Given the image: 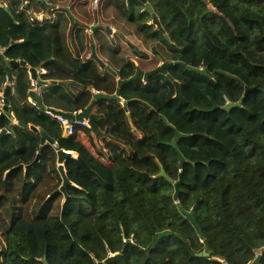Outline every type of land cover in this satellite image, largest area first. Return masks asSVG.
Segmentation results:
<instances>
[{
  "label": "trees",
  "instance_id": "16d2710c",
  "mask_svg": "<svg viewBox=\"0 0 264 264\" xmlns=\"http://www.w3.org/2000/svg\"><path fill=\"white\" fill-rule=\"evenodd\" d=\"M59 1L66 9L71 0ZM75 1L79 17L93 20L89 27L56 5L44 22L28 13L27 0H7L15 19L0 9L6 58L44 67L42 79L51 82L41 85V110L29 101L21 67L13 71L9 111L0 103V264H46L55 221L97 264L118 253L122 261L111 264H250L264 246V0H208L214 11L202 0H146L165 33L138 0H98L95 14L89 0ZM31 6L40 14L50 8ZM127 34L152 51L137 50ZM93 43L104 69L86 54ZM152 55L156 65L147 68ZM161 63L181 64L123 86L121 100L97 101L93 128L77 125L66 137L48 112L84 111L94 92L115 95L119 81ZM7 80L0 64V101ZM243 98L241 107L224 110ZM176 131L192 136L178 141L183 170L172 146ZM61 150L77 154L64 162L71 182L64 192ZM162 169L168 179L159 177ZM180 175L179 204L193 211L204 240L174 200ZM130 241L135 247L125 249Z\"/></svg>",
  "mask_w": 264,
  "mask_h": 264
},
{
  "label": "water",
  "instance_id": "95a60500",
  "mask_svg": "<svg viewBox=\"0 0 264 264\" xmlns=\"http://www.w3.org/2000/svg\"><path fill=\"white\" fill-rule=\"evenodd\" d=\"M144 1V0H143ZM177 1V4L179 5V1ZM145 2V1H144ZM143 2V3H144ZM203 3H205L209 9L212 11H214L215 9L213 8V6L211 5V3L208 1V0H202ZM0 9H4V11L6 13L9 14V16H11L13 19H14V16L12 14V12L7 8L5 7L3 4L0 3ZM145 11L150 13L151 16H152V24L156 25V27L162 31L163 33H165L162 25H161V22L157 16V14L154 12L151 4L149 2H145ZM108 32L111 33L112 30L111 29H108ZM165 38L167 40H169V37L168 35L165 34ZM30 40V39H29ZM28 40V41H29ZM91 57L97 61V63L99 64V66L101 67V69H104L106 66V64L99 58V56L97 55V50H96V46L95 45H92V55ZM175 64H181V63H170V64H167V63H161L160 66H158L156 69H153L151 71H148V72H145L141 69H139L136 73V75L128 80H124V81H119L118 82V90L116 92L115 95H108V94H104V93H97L95 94L94 96V101L92 102V104L87 108L85 109L84 111L80 112L79 114L77 115H70V114H65L63 112H60V111H56L54 109H49L48 112L55 116V117H61L63 119H66L68 121H73V120H77V121H83L84 119H88L89 120V124L91 125V127L93 128L95 126V123L97 122V118L94 117V115L92 114V108L94 106V104L97 102V101H100V100H121L120 98V89L127 85V84H130L132 82H136L138 80H143L144 82H147L148 79L153 76V75H156V74H164V75H168V71L169 69L175 65ZM184 65V64H183ZM26 68L27 65H26V62L25 61H11L10 62V65L6 68V72L8 74V81L9 83H12L13 82V71L14 70H18L20 68ZM110 69V68H109ZM186 69L190 72H195V73H198V74H201V75H204V76H209V74L207 73V71L204 69V68H195V67H192V66H186ZM39 69H36V68H29V73L31 74V77L32 79H36V73ZM175 84V87H176V97L180 100H183V97L181 95V90H180V85H179V82H174ZM251 89L250 88H247L246 89V93H248ZM12 93V87L11 85H8L5 89V92H4V111L5 112H8L9 111V104H8V97L11 95ZM29 97L31 98V100L37 105V107L41 110H45V106L42 102V99L36 94V92L34 91H30L29 92ZM243 101H244V98L241 99V101H239L238 103L236 104H228L227 106L224 107V110L227 111V112H230L232 111L234 108H239L242 106L243 104ZM124 106H127V102H122ZM216 109V107L214 108ZM4 114V113H3ZM3 114L0 115V118L3 116ZM128 121H129V124L131 127H134L133 123H132V120H131V116L130 114H128ZM165 122L168 124L167 120H165ZM171 127V126H170ZM29 129H31L32 131H34L35 133H39V129L36 128L35 126H30L28 127ZM173 128V127H171ZM174 129V128H173ZM134 132L136 134H138V132L136 130H134ZM6 133V131H4L2 134ZM42 137H44L49 143L51 144H54V141L46 134V133H42ZM192 136L191 135H184V134H181L179 132L176 131V141L172 144L173 148L178 152L179 154V168L181 170H183L185 164L187 163L186 159L184 158V156L182 155V153L180 152L179 148H178V141H180L181 139H185V138H191ZM70 157H73L72 153L70 152H67L65 150H61L58 154V161L60 163L59 165V169H60V173H61V177L62 179L64 180V185L63 187L61 188V191H65V188L71 184V182L69 181L68 177H67V173L64 169V162L70 158ZM40 161V156H38L34 162V164L38 163ZM159 177H164V178H167V174L165 172L164 169L161 170L160 174H159ZM169 181L172 183V181L169 179ZM183 183V179H182V175H180V181L177 182L176 184H174L175 186V189H176V193L174 195V200L176 201V203L179 205V210L181 212V214L192 224V226L196 229L198 235L201 237L202 240H204V236L201 232V229L199 227V225L197 224V221H196V218L194 217V213L193 211L191 212H187L185 211L181 205L179 204V186ZM78 243V242H77ZM135 247V244L130 241L126 244L125 246V249L127 247ZM263 256H264V246L260 249L257 250V256L256 258L250 263V264H261L262 262V259H263ZM122 257H123V254L122 253H118V254H115V255H110L105 261L103 262H100L98 264H111L113 262H118V261H122ZM43 261L47 263V258H44Z\"/></svg>",
  "mask_w": 264,
  "mask_h": 264
},
{
  "label": "rangeland",
  "instance_id": "374dc122",
  "mask_svg": "<svg viewBox=\"0 0 264 264\" xmlns=\"http://www.w3.org/2000/svg\"><path fill=\"white\" fill-rule=\"evenodd\" d=\"M138 1L142 2V4H143V0H138ZM4 2H6L8 4L7 0H4ZM1 4H3V3H1ZM3 5L5 6V4H3ZM90 10L94 11L93 8H91ZM72 11L74 12V14L77 15V12H75L73 10V8H72ZM93 13L95 14V12H93ZM102 19H103V17H102ZM86 21H89L88 23H90V24L93 23L92 19L91 20L87 19ZM39 22H41V21H39ZM111 30H112V32L110 33L111 36H115L118 33V30L116 28L111 29ZM126 37L132 43L131 45L136 47V49L142 53H145L148 55L149 54L148 51L149 50L152 51V49H153V48L150 49L149 47L140 44V42L136 41V38H134L133 36L131 37V35H129V34H127ZM127 38L124 39L125 41H123V43L126 44L128 42ZM91 39L93 40V36H91ZM20 42H22V41H20ZM92 45H95V44L93 43ZM86 52H87L86 53L87 55H89V56L92 55V49L90 47H89L88 51H86ZM133 52H134L133 49L130 48L129 53H130L131 59L137 60V58ZM154 57H155L154 55L147 57L148 61L152 63V65H147V68H150L151 66L156 65ZM142 61L148 63L146 59H143V57L138 58L137 62L140 64ZM143 65H144V63H143ZM70 79L72 81H76L75 74H74L73 70H71V78ZM49 250H50L49 254H48V250H47V257H46L48 264H97L92 258H89L88 255L86 253H84L81 248L78 247V245L74 244L73 240L70 238L67 231L62 227V225L58 221H55L52 224V232L49 234Z\"/></svg>",
  "mask_w": 264,
  "mask_h": 264
},
{
  "label": "built area",
  "instance_id": "2783aa9c",
  "mask_svg": "<svg viewBox=\"0 0 264 264\" xmlns=\"http://www.w3.org/2000/svg\"><path fill=\"white\" fill-rule=\"evenodd\" d=\"M85 1V0H83ZM90 1V5L91 8H93V12H98L99 10V1L98 0H89ZM36 19H38L41 22H44L46 20H51V15H46V16H38L36 17ZM0 64L4 65L8 64V59L6 58V49L5 48H1L0 47ZM47 74V70L45 69H40L37 71L36 73V79H32L31 75H30V86H31V91L36 92V94L39 97H42V86H41V82H42V76ZM3 96V94L1 95ZM3 98V97H2ZM29 101L36 106V104L31 100V98H29ZM1 105L4 106V100L2 99L0 101ZM78 113H75L74 115H77ZM57 119L62 123L63 126V130H64V135L66 137L71 136L74 133L75 127L77 125H82V126H86L88 128H90V124L89 121L87 119L83 120V121H77V120H73V121H68L66 119H63L61 117H57Z\"/></svg>",
  "mask_w": 264,
  "mask_h": 264
},
{
  "label": "crops",
  "instance_id": "0c3cea01",
  "mask_svg": "<svg viewBox=\"0 0 264 264\" xmlns=\"http://www.w3.org/2000/svg\"><path fill=\"white\" fill-rule=\"evenodd\" d=\"M37 1H41V2H43L44 3V5L46 6V9H48L47 7H50L46 12H43L42 14H40L41 12H38L37 10H35V9H33L32 8V6H31V4H32V2H37ZM82 1V0H81ZM0 2L1 3H3V4H5V6L10 10V6H9V4H7L6 2H4V0H0ZM57 3L58 4H54V0H27V3H26V8H27V10H28V13L33 17V18H35V16L36 17H38V16H46L47 14L48 15H51V19H52V17H53V14H54V9H52L51 7H54V5H56V7H55V9H58V10H60V9H63L64 11H66V10H68V11H70L71 13H72V15L74 16V17H77V18H81V17H79V15H78V12H77V8H74V3H76V1L75 0H71L70 2H68L70 5L65 9V7L64 6H61L60 7V1L58 0L57 1ZM91 6V5H90ZM90 6H89V8H90ZM72 8H73V10L75 11V12H77V15L76 14H74V12L72 11ZM39 9V8H38ZM91 9V8H90ZM34 10V11H33ZM11 11V10H10ZM39 13V14H36V13ZM93 12V11H92ZM13 19V18H12ZM14 19H15V17H14ZM46 21H50V20H46ZM81 21H83V19L81 18ZM88 27L91 25L90 23H88L89 21H83ZM90 30V29H89ZM7 82H8V80H7ZM49 84H51V82H49L48 80H43L42 82H41V85H49ZM42 88V87H41ZM3 93V92H2ZM1 93V94H2ZM94 93H96V92H94ZM13 124H17V121L16 120H14L13 121ZM65 136V135H64ZM72 155H73V157L74 158H77V154H75V153H72ZM66 171V170H65Z\"/></svg>",
  "mask_w": 264,
  "mask_h": 264
},
{
  "label": "clouds",
  "instance_id": "9594fccd",
  "mask_svg": "<svg viewBox=\"0 0 264 264\" xmlns=\"http://www.w3.org/2000/svg\"><path fill=\"white\" fill-rule=\"evenodd\" d=\"M1 48L3 49V47H1ZM97 55H98V54H97ZM99 58H100V57H99ZM18 61H20V60H18ZM9 62H11V61L8 60V64H7L6 68L10 65ZM160 65H161V64H160ZM26 68L28 69V74H29V78H30V75H31V74L29 73V68H31V67H29V66L27 65ZM36 69H39V70H40V69H45V68H44V67H40V68H36ZM45 70H46V69H45ZM43 76H44V75H43ZM43 76H42V77H43ZM13 78H14V76H13ZM14 80H15V78L13 79V82H12V83H9V81H8V82H7V86H8V85H11V87H12V86L14 85V84H13V83H14ZM42 81H43V79H42ZM49 82H50V81H49ZM30 91H31V89H30ZM2 94L4 95V92H3ZM2 94H1V95H2ZM95 94H97V93H95ZM1 97H3V96H1ZM3 98H4V97H3ZM29 98H30V97H29ZM40 98H41V97H40ZM4 105H5V103H4ZM36 106H37V105H36ZM3 107H4V106H3ZM81 112H82V111H81ZM79 113H80V112H79ZM79 113H78V114H79ZM73 115H74V114H73ZM54 117H55V116H54ZM56 118H57V117H56ZM84 120H85V119H84ZM87 120H88V119H87ZM88 121H89V120H88ZM90 126H91V125H90ZM84 127H86V126H84ZM87 128H88V127H87ZM90 128H92V127H90ZM67 152H68V151H67ZM70 153H72V152H70ZM59 164H60V163H59ZM64 166H65V165H64ZM64 169H65V168H64Z\"/></svg>",
  "mask_w": 264,
  "mask_h": 264
},
{
  "label": "flooded vegetation",
  "instance_id": "af4514ba",
  "mask_svg": "<svg viewBox=\"0 0 264 264\" xmlns=\"http://www.w3.org/2000/svg\"><path fill=\"white\" fill-rule=\"evenodd\" d=\"M144 1L147 2L146 0H144ZM144 1H143V2H144ZM178 1H179V0H178ZM145 2H144V5H145ZM176 2H177V1H176ZM144 11H145V8H144ZM9 64H10V62H9Z\"/></svg>",
  "mask_w": 264,
  "mask_h": 264
}]
</instances>
